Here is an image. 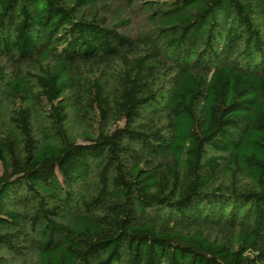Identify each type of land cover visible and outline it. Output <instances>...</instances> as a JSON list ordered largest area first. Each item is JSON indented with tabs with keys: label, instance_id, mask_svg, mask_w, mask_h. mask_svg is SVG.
I'll return each instance as SVG.
<instances>
[{
	"label": "trees",
	"instance_id": "obj_1",
	"mask_svg": "<svg viewBox=\"0 0 264 264\" xmlns=\"http://www.w3.org/2000/svg\"><path fill=\"white\" fill-rule=\"evenodd\" d=\"M264 264V0H0V264Z\"/></svg>",
	"mask_w": 264,
	"mask_h": 264
},
{
	"label": "rangeland",
	"instance_id": "obj_2",
	"mask_svg": "<svg viewBox=\"0 0 264 264\" xmlns=\"http://www.w3.org/2000/svg\"><path fill=\"white\" fill-rule=\"evenodd\" d=\"M3 262H4V264H8L7 258H5Z\"/></svg>",
	"mask_w": 264,
	"mask_h": 264
}]
</instances>
